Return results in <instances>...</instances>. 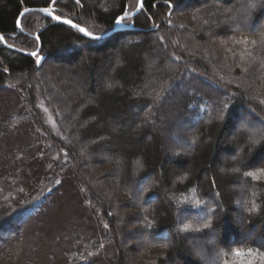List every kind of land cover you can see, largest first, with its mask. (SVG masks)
<instances>
[{
	"label": "trees",
	"instance_id": "obj_1",
	"mask_svg": "<svg viewBox=\"0 0 264 264\" xmlns=\"http://www.w3.org/2000/svg\"><path fill=\"white\" fill-rule=\"evenodd\" d=\"M139 3L0 0V251L26 264H264V0H179L195 8L188 26L176 0H145L123 24L134 29L97 41L21 16L47 7L102 35Z\"/></svg>",
	"mask_w": 264,
	"mask_h": 264
},
{
	"label": "rangeland",
	"instance_id": "obj_2",
	"mask_svg": "<svg viewBox=\"0 0 264 264\" xmlns=\"http://www.w3.org/2000/svg\"><path fill=\"white\" fill-rule=\"evenodd\" d=\"M195 8H194V6L193 5H188V6H186V7H184V6H178V8L176 9V10H174V14L176 15V17L174 16V20H176V23H182L181 25L182 26H188V25H192L193 23H194V21H193V18H192V12H193V10H194ZM137 10V9H136ZM62 18V17H61ZM76 23V22H75ZM234 23V22H233ZM240 23L241 24H243V21L242 20H240ZM76 24H78V23H76ZM264 24V22H262V25ZM80 25V24H79ZM240 25V24H239ZM239 25L237 24V25H235L236 26V28L237 29H239ZM81 26V25H80ZM83 27V26H82ZM239 33H236V35L235 36H233L232 37V39H229V40H227V41H224V42H222V43H220L219 45L221 46V47H232V44H234V42H236L237 40V38L239 37V35H238ZM103 35V34H102ZM97 36V35H96ZM244 37H247V35H243ZM256 38H258V37H256ZM37 53H39L40 52V49L38 50V51H36ZM161 52H164V55H165V51H164V49H162L161 50ZM162 54V53H161ZM159 55V54H158ZM158 55H157V58H158ZM51 61H53V60H51ZM50 63H52V62H50ZM1 107V106H0ZM2 111V110H1ZM26 116H29V114H27ZM26 116L24 117V118H22V120L24 121V120H31V118H26ZM29 120V121H30ZM237 128L238 129H242V130H244V129H246L245 131H248V133H250V134H253V130H256V128H258V127H254V128H246L244 125H242V126H237ZM188 132V131H187ZM189 141H190V144L192 143V140L189 138ZM180 147V146H179ZM182 147V146H181ZM180 147V148H181ZM184 150H186V148L184 147ZM2 162H1V160H0V164H1ZM58 196H61V193L59 192V195ZM128 201L126 202V205L125 206H122L120 209H119V213H120V215H122V214H124L125 212L127 213V211L129 210L128 209V206L130 205V204H135V202H134V200H133V198L132 197H130V195H128ZM237 204V203H236ZM238 205V204H237ZM88 207V206H87ZM133 216V215H132ZM132 216H130V217H132ZM37 226H38V224H36ZM258 235V230H254V233H251V234H248V235H246V236H248V237H255V236H257ZM55 236L56 235H49V237L48 238H46V239H48V240H51V238L52 239H54L55 238ZM260 238V237H259ZM133 240H134V243H136V244H138V243H141V241H142V239H140V236H136V235H134L133 236ZM139 241V242H138ZM206 241V240H205ZM209 241V240H208ZM260 242H262V241H264V240H262L261 238H260V240H259ZM210 243H213L212 242V240L211 241H209ZM13 243H16V241L15 242H13ZM20 243H22V242H18L16 245H14V247H16V246H18V245H20ZM202 243H204V241H197V242H194V243H192V245L193 246H198V245H201ZM263 243V242H262ZM13 247V248H14ZM52 246H49L48 248H51ZM3 251V250H2ZM2 251H0V262H4L3 264H26V262L22 259V257H18V258H15V256H14V254H11V252H8L5 256L4 255H2L3 254V252ZM201 251V253L204 255V256H207L208 257V253L205 251V249H201L200 250ZM4 257V258H3ZM111 257V256H110ZM108 258H109V256H108ZM2 259H3V261H2ZM49 262V261H48ZM1 263V264H2ZM91 264H94V263H91Z\"/></svg>",
	"mask_w": 264,
	"mask_h": 264
},
{
	"label": "snow or ice",
	"instance_id": "obj_3",
	"mask_svg": "<svg viewBox=\"0 0 264 264\" xmlns=\"http://www.w3.org/2000/svg\"><path fill=\"white\" fill-rule=\"evenodd\" d=\"M52 2H53V4H55L56 3V0H52ZM257 2H258V0H257ZM77 3H79V0H77ZM170 6L173 7V8L178 7L179 6V0H176V3L175 4H172ZM256 6H257V3H252L251 4V7H253V8H255ZM144 7H145V0H140L139 10L142 11ZM30 11H31L30 9L25 8L23 10V13H21V16L27 15ZM40 11H42L44 13H48L50 16L52 15V9H50V8H47L46 7V8L40 9ZM127 16H128V13L125 12L124 15L117 17L116 20H115L116 25L122 26L124 24ZM52 19H54L56 21H61V17L58 16V15L57 16H52ZM63 23L69 25L71 28L77 29L79 32L83 33L84 36H86L87 38H89L90 41H97V40H100V39L103 38L101 36H96L92 32L87 31L86 29L80 27L79 24H74L72 22V20H70V19L69 20H64ZM17 26H19V22H17ZM3 40H4V37L3 36H0V41H3ZM253 43H255V41H253ZM28 55L31 56V57H36L35 63L38 64V65L41 64L42 61H46V56L41 57L35 51L29 53ZM225 107L227 108V105H225ZM101 139H103V138H101ZM260 171L261 172H264V167H262L260 169ZM244 175L245 176H249V177H253V176H256V173H254V172H245ZM183 178L184 177H179V179H183ZM59 183H60V181H57V184H59ZM201 203H203V202L202 201H195L194 202V204L197 205V206L200 205ZM105 227H107V225H105ZM145 227L151 228L152 225H151V223H147L145 225ZM210 227H211V222L210 221H206L203 224L199 225L198 226V229L199 228L207 229V228H210ZM191 228H192V225L189 224V223H184L181 226V230L182 231H187V230H189Z\"/></svg>",
	"mask_w": 264,
	"mask_h": 264
},
{
	"label": "water",
	"instance_id": "obj_4",
	"mask_svg": "<svg viewBox=\"0 0 264 264\" xmlns=\"http://www.w3.org/2000/svg\"><path fill=\"white\" fill-rule=\"evenodd\" d=\"M139 5H140V3H139ZM40 9H43V8H34V9H30L31 11H40ZM40 12H42V11H40ZM141 12V10H139V6H138V8H137V10H135L134 12H132V13H129L128 14V16H127V18H132V17H135L138 13H140ZM44 13V12H43ZM45 14H47V15H49L48 13H45ZM50 16V15H49ZM52 16H56V15H54L53 13H52V15L50 16L51 18H52ZM64 20H68V19H65V18H61V21H58V22H63ZM73 22V21H72ZM74 23V22H73ZM74 24H76V23H74ZM80 27H82V26H80ZM82 28H84V27H82ZM85 29V28H84ZM127 29H134V26L133 25H131V26H127V25H122V26H118V25H115V27H114V29L113 30H111V31H109L108 33H105V34H103V35H97V36H101V37H103V38H107V37H110V36H112L113 34H115V33H117V32H120V31H123V30H127ZM83 34V33H82ZM84 35V34H83ZM86 37V36H85ZM102 38V39H103ZM13 49H15V48H13ZM29 54V53H28Z\"/></svg>",
	"mask_w": 264,
	"mask_h": 264
},
{
	"label": "bare ground",
	"instance_id": "obj_5",
	"mask_svg": "<svg viewBox=\"0 0 264 264\" xmlns=\"http://www.w3.org/2000/svg\"><path fill=\"white\" fill-rule=\"evenodd\" d=\"M113 35H114V34H113ZM113 35H112V36H113ZM110 37H111V36H110Z\"/></svg>",
	"mask_w": 264,
	"mask_h": 264
}]
</instances>
